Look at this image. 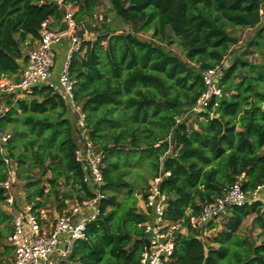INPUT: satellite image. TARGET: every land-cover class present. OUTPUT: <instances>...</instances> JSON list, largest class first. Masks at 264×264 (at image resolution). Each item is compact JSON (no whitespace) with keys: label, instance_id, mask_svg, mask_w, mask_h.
<instances>
[{"label":"trees","instance_id":"obj_1","mask_svg":"<svg viewBox=\"0 0 264 264\" xmlns=\"http://www.w3.org/2000/svg\"><path fill=\"white\" fill-rule=\"evenodd\" d=\"M108 1L129 31L109 26L106 15L101 26L95 25L102 0H61V5L56 0H0V77L18 72L22 48L38 37L44 20L60 23L64 5L75 8L79 37L96 33L81 38L69 70L77 79L73 96L85 115L88 137L103 153L105 198L85 238L74 242L62 264H139L146 217L134 205L126 172L118 171L117 159L110 157L123 152L127 164L129 154L139 149L152 157L150 178L160 170L170 173L160 183L167 196L164 217L181 220L187 230L176 235L166 264H264V193L227 206L220 229L211 236L199 237L200 230L188 223L190 215H199L238 179L249 195L264 188V0ZM246 28L255 31L242 50L233 51L217 83L220 94L196 112L193 106L204 89L201 71L228 55L238 44L237 30ZM146 32L149 39L137 36ZM177 41L183 58L170 49ZM254 52L257 61L249 58ZM0 103L6 107L0 136L8 135L0 142V181L8 177L5 159H10L14 179L23 182V199L35 209L52 206L61 212L66 201L90 198L75 158L79 137L74 119L61 97L41 86L22 98L2 94ZM121 189L128 195L123 202L117 198ZM250 215L260 231L258 242L241 233ZM10 221L0 210V224L7 223L0 238L11 233ZM217 226L207 224L208 229Z\"/></svg>","mask_w":264,"mask_h":264},{"label":"built area","instance_id":"obj_2","mask_svg":"<svg viewBox=\"0 0 264 264\" xmlns=\"http://www.w3.org/2000/svg\"><path fill=\"white\" fill-rule=\"evenodd\" d=\"M74 10L71 5L64 10L66 29L63 31H57L59 24L53 26L52 18L41 22L38 37L27 44L16 75L0 77V95L12 94L14 98H22L30 95L35 87L47 86L61 97L73 116L79 134L75 158L81 165L83 181L88 185L92 196L81 202L66 201V206L61 212L51 206L35 209L31 203L24 201L23 192L20 198L22 200L17 199L13 189L14 162L5 159L8 177L0 181V191L4 198V210L11 216L12 229L8 241L12 248V259L9 264H62L70 255L74 242L85 238L86 227L97 218L99 203L105 198L102 190L105 183L102 174L103 153L89 139L85 115L80 103L73 96L77 79L70 72L69 65L81 42L76 33ZM66 36L70 40L69 46L56 73L54 48ZM92 38L93 34H90V39ZM229 64L226 55L219 63L201 71L204 89L198 96L193 110H205L211 96L220 94L217 83ZM4 111L5 109H0V115ZM7 137V134L1 135L0 142H4ZM169 174L168 171L160 170L149 180L142 196L143 206L140 212L146 217L143 228L148 244L141 253L139 264H166L173 253L176 235L186 229L181 220L171 221L164 217L167 196L161 192L160 183ZM256 193L257 191L249 195L245 192L238 179L221 197L205 205L199 215H190L188 223L199 229V237L203 238L210 231L207 224L216 222L224 215L227 206L249 203L259 198Z\"/></svg>","mask_w":264,"mask_h":264},{"label":"rangeland","instance_id":"obj_3","mask_svg":"<svg viewBox=\"0 0 264 264\" xmlns=\"http://www.w3.org/2000/svg\"><path fill=\"white\" fill-rule=\"evenodd\" d=\"M57 3H61V0H56ZM111 4L108 0H102V2L99 4L98 6V11L95 15L94 18V23L96 26H101V22H102V18L104 17V15H106L107 18V22H109V26H111L112 28H116L118 31H129V27L124 24L119 17L115 16L113 11L111 10ZM102 19V20H101ZM79 30H81V25L77 26L76 28V32L78 33ZM255 29H238L237 30V35L239 37V41L238 44L233 46L231 48V52L228 53V59L230 61L231 55L233 54L234 50H242V45L244 44V42L250 38L252 36V34L254 33ZM91 34H96L94 32H92ZM149 35L150 32H146V33H141L138 34L137 36L140 39H149ZM80 38L82 39H90V34L88 31L84 32L82 37L80 36ZM25 47V46H24ZM26 49H24V51L27 50V47H25ZM170 49L177 53L180 57L183 58V52L182 49L177 42H175L174 44H172L170 46ZM83 54V52L81 54H79V56H81ZM249 58L252 61H257L258 60V53L254 52L253 54H249ZM61 65V62L58 64L57 63V58L55 60V69H59ZM0 109H6V107L0 103ZM66 116L72 120V117L69 113V111L67 112ZM192 121L193 117L190 115L188 121ZM6 130L8 132H10V127L6 128ZM77 136L79 137V134L77 133ZM117 153H114L113 155H111L110 157H114V160L117 159L118 162V171L124 170L126 173L124 175V178L126 180H128L131 184V187L133 189L134 192V196H135V201H134V205L136 206L138 211H141V207L139 204V199L142 198L140 196V192L143 188H145L147 186L148 180L150 179L152 173H153V166H152V157L149 155L148 152L143 151L141 152L140 149L134 153L129 154L128 157V163L126 164L124 160V153H119L117 156H122V157H118L116 158L114 155H116ZM35 177H39V173L36 172L35 173ZM44 182V178L43 181ZM45 184V183H44ZM22 186H23V182L22 181H17L16 179H14V183H13V189L14 192L17 196L18 200H22L21 198V192L22 191ZM63 188V187H62ZM63 190V189H62ZM262 193H264V188L259 189V191H257V197L261 198ZM117 198L118 200H120L121 202H123L125 199L128 198V195L125 194V190L121 189L120 191L117 192ZM2 202H0V210L2 211ZM52 207V206H51ZM220 218H218V220L216 221V224H218V226L214 229L213 233H215L216 231H218L220 229ZM252 218L253 215H250L249 217H247L244 221H243V226L241 229V233L243 234H247L248 236H250L252 239H254L255 242H258L260 237H259V229L255 228L252 225ZM7 226V223L2 222L0 224V228H5ZM5 246H9L7 237L0 238V264H8L9 263V258H10V251L7 253L5 250Z\"/></svg>","mask_w":264,"mask_h":264},{"label":"crops","instance_id":"obj_4","mask_svg":"<svg viewBox=\"0 0 264 264\" xmlns=\"http://www.w3.org/2000/svg\"><path fill=\"white\" fill-rule=\"evenodd\" d=\"M58 4L59 5H61V3H59L58 2ZM68 6L69 5H64V10L66 9V8H68ZM64 12V11H63ZM51 23L53 24V26H58V24L57 25H55V21H54V19H51ZM86 32V31H85ZM89 34H91V33H89ZM69 37L68 36H66V37H64V39H63V41L62 42H60L59 44H57L56 46H55V53H56V58H57V63L59 64L60 62H62V59H63V56H64V53L66 52V50L68 49V46H69ZM25 47H28V45H25ZM25 47H23L22 48V50H23V54H25V51H24V49H26ZM19 64H21L22 63V59H20L19 61ZM55 71H56V73H57V71H58V69H55ZM14 75H16V74H13L11 77H13ZM54 77H56V75H54ZM151 179V178H150ZM149 179V180H150ZM149 180H148V182H149ZM147 185H148V183H147ZM141 196V195H140ZM142 197V196H141ZM139 204H140V207L142 208V206H143V202H142V198H140L139 199ZM3 206V205H2ZM2 209H3V211L5 212V210H4V207H2ZM8 214V213H7ZM218 220V219H217ZM216 220V221H217ZM10 225H11V221H10ZM12 229V228H11ZM210 231H208V233L206 234V236L205 237H207V236H211L212 234H214L213 233V231H214V228H211V229H209ZM183 234H186L187 233V230L185 229L183 232H182ZM10 235V234H9ZM8 235V236H9ZM8 236H7V240H8ZM204 237V238H205ZM8 243H9V241H8ZM10 246V245H9ZM12 259V248H11V251H10V258H9V262H10V260ZM9 264V263H8Z\"/></svg>","mask_w":264,"mask_h":264},{"label":"water","instance_id":"obj_5","mask_svg":"<svg viewBox=\"0 0 264 264\" xmlns=\"http://www.w3.org/2000/svg\"><path fill=\"white\" fill-rule=\"evenodd\" d=\"M56 5H57V4H56ZM65 29H66V21H65V19H64V12H63V14H62V18H61V21H60L59 26H58V28H57V31L60 32V31H63V30H65ZM2 152H3L4 155L7 154L5 148H3ZM144 242H145V246H146V245L148 244V238H146Z\"/></svg>","mask_w":264,"mask_h":264}]
</instances>
